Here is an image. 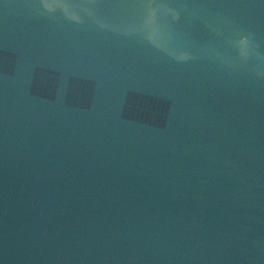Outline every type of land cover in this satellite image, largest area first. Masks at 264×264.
I'll return each mask as SVG.
<instances>
[{
    "label": "water",
    "instance_id": "obj_1",
    "mask_svg": "<svg viewBox=\"0 0 264 264\" xmlns=\"http://www.w3.org/2000/svg\"><path fill=\"white\" fill-rule=\"evenodd\" d=\"M0 264H264V0H0Z\"/></svg>",
    "mask_w": 264,
    "mask_h": 264
}]
</instances>
